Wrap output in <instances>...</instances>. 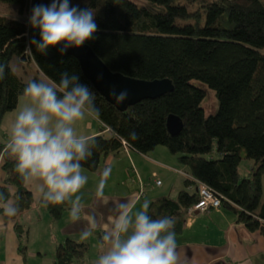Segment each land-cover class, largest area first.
Wrapping results in <instances>:
<instances>
[{"label": "trees", "instance_id": "16d2710c", "mask_svg": "<svg viewBox=\"0 0 264 264\" xmlns=\"http://www.w3.org/2000/svg\"><path fill=\"white\" fill-rule=\"evenodd\" d=\"M0 3L15 4L20 15L28 16L34 6L52 0ZM70 5L96 10L98 30L86 44L112 71L144 80L171 79L173 92L121 111L98 92L75 57L62 54L58 46L39 53L31 43L41 39L39 30L27 19L0 14V64L7 66L0 79V127L5 115L17 108L28 81L49 78L59 83L62 73L76 74L96 95L102 124L84 168L96 171L104 157L125 147L124 142L143 154L164 146L192 177L185 180L186 187L206 183L223 196L222 207L238 222L264 236V0H70ZM28 48L32 56L25 55ZM15 56L33 62L40 74L23 81L11 65ZM210 93L218 107L207 113L204 103ZM170 115L183 120L178 135L167 128ZM131 131L139 139L132 140ZM5 146L0 144L6 174L0 191L11 198L10 187L16 189L19 213L13 216L14 229L19 254L26 259L29 228L17 216L32 209L35 200L14 172L15 162ZM244 159L251 161L246 170L241 168ZM199 200L198 192L184 189L176 199H154L149 215L171 216L175 233H180L188 209ZM46 209L59 221L69 207ZM88 251V243L67 238L57 246L52 264H81Z\"/></svg>", "mask_w": 264, "mask_h": 264}, {"label": "clouds", "instance_id": "9594fccd", "mask_svg": "<svg viewBox=\"0 0 264 264\" xmlns=\"http://www.w3.org/2000/svg\"><path fill=\"white\" fill-rule=\"evenodd\" d=\"M95 17V9L71 6L70 0L36 5L29 24L39 30L41 39L33 38L31 43L41 54L59 45H63L62 54L72 47L81 48L95 38ZM25 55H33L30 48ZM6 67L0 64V79H4ZM111 95L119 105L127 101L129 92L123 89ZM18 100L4 149L15 162L14 172L25 187H36L43 206L68 205L70 219L80 221L84 207L78 194L88 182L83 162L93 156L96 141L78 133L77 128L88 117L99 119L96 95L79 82L78 75L64 72L59 83L49 78L28 81ZM129 137L139 139L135 131ZM108 175L105 170L104 177ZM104 183L102 180L97 189V199L103 198ZM0 208L8 217L19 213L10 195L2 191ZM135 208L133 200L115 203V214L108 217L111 226L99 237L100 255L95 264H176L174 219H153L147 200L141 209ZM87 219L88 226L80 234L82 240L92 237L99 223L95 216Z\"/></svg>", "mask_w": 264, "mask_h": 264}, {"label": "crops", "instance_id": "0c3cea01", "mask_svg": "<svg viewBox=\"0 0 264 264\" xmlns=\"http://www.w3.org/2000/svg\"><path fill=\"white\" fill-rule=\"evenodd\" d=\"M12 5L18 11V6ZM19 16L16 19L25 15ZM25 19H28L27 15ZM19 59L24 61L21 57ZM16 111L17 108L3 118L0 144L6 145L8 142V133ZM101 130V122L91 117L86 118L77 128L78 133L91 137L99 135ZM2 163L3 156L0 153V185L5 184L6 178ZM106 167H110L107 178L104 177ZM84 170L88 182L78 194L84 211L81 220L77 222L70 219L69 210L61 220L54 221L45 210L46 207L42 206L36 187H28L33 194L35 206L17 216L29 228L26 259L18 251L15 220L0 213V264H27L31 258H39L52 264L54 258L48 260L42 250L35 252L31 248L37 225L47 219L49 230L46 236L49 238L51 251L55 252L60 243L72 238L89 244V251L81 264H95L100 255L99 237L111 226L108 217L115 214V203L133 200L136 203L134 210H139L145 200L150 205L161 196L176 199L184 189L190 193L197 192V183L185 186V180L189 178L186 167L178 162L177 155L164 146H158L147 154L124 147L121 151L104 157L96 171ZM102 180L105 181L103 198L97 199L96 192ZM157 180L161 181L160 185L156 184ZM10 189L11 202L14 203L16 189L12 186ZM88 216H95L99 223L94 235L88 240H82L80 234L88 226ZM176 257V264H264V236L259 231L248 230L244 223L237 221L236 215L231 211L223 207L211 209L195 213L192 218L186 215L182 231L176 233Z\"/></svg>", "mask_w": 264, "mask_h": 264}, {"label": "water", "instance_id": "95a60500", "mask_svg": "<svg viewBox=\"0 0 264 264\" xmlns=\"http://www.w3.org/2000/svg\"><path fill=\"white\" fill-rule=\"evenodd\" d=\"M58 47L62 49L63 45ZM66 53L80 62L84 75L98 92L121 111L143 100L156 99L174 90L171 79L144 80L112 71L87 44L81 48H69ZM123 89L128 90L129 97L126 102L118 105L111 93H119ZM167 128L172 135H178L183 129V120L178 116L170 115L167 120Z\"/></svg>", "mask_w": 264, "mask_h": 264}, {"label": "rangeland", "instance_id": "374dc122", "mask_svg": "<svg viewBox=\"0 0 264 264\" xmlns=\"http://www.w3.org/2000/svg\"><path fill=\"white\" fill-rule=\"evenodd\" d=\"M0 14L8 15L13 18H20L19 13L16 9H14L12 4L2 3L0 6ZM25 19L26 15L21 17V19ZM264 53V49H262ZM12 68L24 81H28L33 78L35 75L39 73L37 66L33 62L21 61L18 56H15L11 62ZM40 74V73H39ZM42 75V74H41ZM204 107L207 113H211L217 109L218 104L216 106V97L213 93H210L208 98L205 100ZM251 161L244 159L241 163V168L246 170L247 167L250 166ZM261 203H264V177H263V196L261 199ZM43 206V205H42ZM44 207V206H43ZM45 208V207H44ZM46 210V208H45ZM47 212V211H46ZM47 216V215H46ZM48 220V219H47ZM47 220L43 223L37 225L36 231L32 236V244L31 248L33 251L42 250L44 253V257L48 260L53 259L55 257V252L51 249L49 238L47 235L49 223ZM39 223V222H38ZM38 230V231H37ZM27 264H47L39 258H31L28 259Z\"/></svg>", "mask_w": 264, "mask_h": 264}, {"label": "built area", "instance_id": "2783aa9c", "mask_svg": "<svg viewBox=\"0 0 264 264\" xmlns=\"http://www.w3.org/2000/svg\"><path fill=\"white\" fill-rule=\"evenodd\" d=\"M30 15H28V21H29ZM124 146L126 148H130L129 145L124 142ZM106 170L110 172V167H106ZM189 178H192L190 175H188ZM157 185L161 184L160 180L156 181ZM197 192L200 196V200L194 204L191 208L187 211V217L192 218L195 213L199 212H207L211 209H220L222 208V198L220 194H218L216 191H214L209 185L206 183H203L201 181H197Z\"/></svg>", "mask_w": 264, "mask_h": 264}]
</instances>
